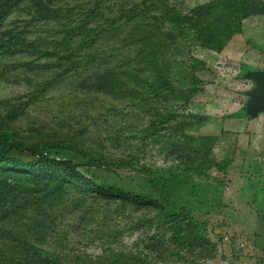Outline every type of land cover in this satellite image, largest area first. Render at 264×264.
<instances>
[{
	"label": "trees",
	"instance_id": "trees-1",
	"mask_svg": "<svg viewBox=\"0 0 264 264\" xmlns=\"http://www.w3.org/2000/svg\"><path fill=\"white\" fill-rule=\"evenodd\" d=\"M92 1L94 8L87 21L55 32L50 43L53 50L41 51L43 39L41 45L35 44L41 56L53 57L56 63L28 62L25 66L29 71L40 74L50 67L60 69L39 85L36 96L44 95L54 83L74 78V90L68 97L84 109L80 138L95 139L102 123L107 124L112 135L109 119L127 110L121 117L128 123L132 118L130 108L153 112V118L143 123L149 136L156 139L161 133L166 134L179 115L178 110L165 103L186 104L206 85L197 76V71L206 66L191 58V49L201 46L221 53L219 41L229 40L232 33L224 29L220 36L213 35L214 24L208 20L206 8L183 14L169 6L168 0H155L148 7L145 3H133L128 9L124 8L126 0H122L117 3L121 14L112 21L103 14L107 21L103 24L100 16L109 0ZM54 7L53 0H0V29L19 10L32 11L34 14H29L25 21L36 25L57 21L62 12ZM20 16H15L16 21ZM92 17L100 23H94ZM109 22L112 25L105 27ZM127 29L133 44L122 43L110 52L104 45L96 46L108 35L117 39L128 35ZM25 34L0 37L3 55L20 54L16 52L19 48L34 49ZM124 51L126 57L120 58ZM61 61L67 65L62 66ZM98 96L109 98L112 104L105 114L94 116L91 105ZM243 116L238 112L229 117ZM181 118L194 124L197 119L191 114ZM110 140L113 141L112 136ZM192 140L185 158L198 155L200 165L179 163L154 169L138 167L128 159H90L98 169L116 176L118 171L132 174V188L111 187L114 193L105 184L83 176L79 171L81 165L72 160L43 154L31 145H0V263L192 264L189 255L182 256L183 251H203L208 245L207 224L199 223L193 216L197 210L203 215L210 213V196L202 179L214 167L222 169L202 154L207 149L212 158L216 137L198 136ZM135 232L142 236L140 242L130 249L124 248L120 244L123 235ZM74 233L90 243H100L105 250L94 257L85 252L74 253L68 249ZM10 255L14 257L9 259Z\"/></svg>",
	"mask_w": 264,
	"mask_h": 264
},
{
	"label": "rangeland",
	"instance_id": "rangeland-1",
	"mask_svg": "<svg viewBox=\"0 0 264 264\" xmlns=\"http://www.w3.org/2000/svg\"><path fill=\"white\" fill-rule=\"evenodd\" d=\"M121 1L109 0L105 3V9L100 16L103 24L107 22L105 19L112 21L121 14L118 7ZM153 2L155 0H126L127 5L124 8H131L133 3L139 5L145 3L148 7ZM167 4L183 14L197 8H206L208 20L214 24L213 35L220 36V32L225 29L232 33V37L219 41L223 48L221 53L201 46L191 49V58L206 66L204 70L197 71V76L206 85L201 93L188 100L186 104L165 103L166 106L170 108L173 106V109L178 110L176 113L179 115L177 122L170 126L166 134L163 132L156 139L149 136L144 130V126L147 128V125L143 123L153 118V112L146 113L142 108H130L128 112L132 118L128 123L121 117L127 110L118 117L109 119L113 125L112 135L107 124L102 123L99 124L98 132H95L92 126L96 134L95 139L93 137L88 139L89 136L80 138L78 133L85 122V116L81 114L84 109H80V106L70 101L68 97L74 90L71 82L74 78L62 84L54 83L44 95L36 96L39 85L50 80L60 69L50 67L40 74L30 72L25 66L28 62L51 65L56 63L53 57L41 56L35 44L41 45L40 40L43 39L41 51L53 50L50 43L55 32L64 26L74 28L78 21H87L88 14L94 8L92 0H53V5L62 12L57 21L42 23L43 26L36 25L25 21L29 19V14H34L32 11L23 13L19 10L14 11L6 26L0 29V37L26 33V38L33 43L34 48L30 51L19 48L16 52L20 54L15 56H4V51H0V145L9 146L16 143L31 145L43 154L72 160L81 165L79 171L83 176L105 184L106 188L110 187L108 190L112 193L115 190L111 187L126 190L132 188V174L128 171H118L119 176H116L98 169L89 161L95 159L93 157L128 159L138 167L154 169L171 167L179 163L200 165L198 155L185 158L186 154H189V142L198 136L223 135V138H226L228 133L222 130L223 123L235 120L229 116L243 110L248 101L247 92L254 87L246 78L248 71L260 66L261 69L264 68V0H168ZM19 13L20 20L16 21L15 16ZM103 14L106 16L105 19ZM91 20L94 23L98 22L93 17ZM111 25L109 22L104 26ZM127 34L119 39L108 35L99 40L96 46L104 45L110 52L114 46H120L122 43L133 44V37L129 35L130 29H127ZM125 52L121 53L120 58L126 57L123 56L126 55ZM61 62L64 67L67 65L66 62ZM111 104L109 98L95 97L91 105L93 115L105 114ZM188 114L197 117L195 124L183 121L181 117ZM128 126L129 129H126ZM228 135L233 136L231 140L234 146L230 150L220 145L215 149L213 159L207 149L202 151L204 157L214 160L222 169L214 167L202 179L210 196V213L203 215L201 210H197L193 216L199 223L207 224L208 245L204 252L199 249H195L196 253L183 251L182 256L189 255L192 264H264V175L256 174L253 170L248 172L253 166L252 162H255L253 156L248 155L249 151L248 154L244 151L246 156L240 153L241 147L246 144L240 145L239 139L247 143L252 135L245 132ZM110 136L113 141L110 140ZM233 147L235 162L231 165ZM225 157L228 158L219 160ZM141 237L136 232L126 233L120 244L130 249L140 242ZM69 239L68 249H72L74 253L85 252L94 257L105 250L100 243L95 241L90 243L87 239L77 237L76 233ZM7 257L12 259L14 256Z\"/></svg>",
	"mask_w": 264,
	"mask_h": 264
},
{
	"label": "crops",
	"instance_id": "crops-1",
	"mask_svg": "<svg viewBox=\"0 0 264 264\" xmlns=\"http://www.w3.org/2000/svg\"><path fill=\"white\" fill-rule=\"evenodd\" d=\"M257 70H264V68L261 69L260 67H256ZM248 94V92H247ZM235 120H227L225 123H223V129L225 133H235V132H245L248 134H251L252 136H250V141H248L247 143H243L241 139H239L240 145H245L241 147V155L246 156L245 154H248L249 151V156H253V159L255 162H252L253 166L251 168L248 169V172H250L251 170H253L256 174H260V175H264V113L261 114L260 116H258L255 119H248L243 117H239V118H234ZM240 119V120H239ZM244 119L245 124H243L244 122L241 120ZM247 119V120H246ZM230 123V124H229ZM229 124V125H228ZM226 136V138H223V135L221 137H216L217 138V144L215 149H217L218 147H220V145L224 146L225 149L228 148V150H230L232 148V146H234L232 144V138L233 136L228 135ZM230 136V137H229ZM222 141V142H221ZM214 149V152L216 151ZM233 151L234 154L232 155V157H230V162L231 165L234 164L235 162V150L233 147ZM246 151V153L244 152ZM237 154V153H236ZM259 156V157H258ZM258 157V158H256ZM228 157L219 159L220 161H223L225 159H227ZM263 160H261V159ZM218 161V160H216ZM258 175V176H260ZM257 216V215H256ZM256 219H258V216L256 217Z\"/></svg>",
	"mask_w": 264,
	"mask_h": 264
},
{
	"label": "water",
	"instance_id": "water-1",
	"mask_svg": "<svg viewBox=\"0 0 264 264\" xmlns=\"http://www.w3.org/2000/svg\"><path fill=\"white\" fill-rule=\"evenodd\" d=\"M246 78L254 87L248 92L247 104L239 113H243L245 118L255 119L264 113V70H249Z\"/></svg>",
	"mask_w": 264,
	"mask_h": 264
},
{
	"label": "built area",
	"instance_id": "built-area-1",
	"mask_svg": "<svg viewBox=\"0 0 264 264\" xmlns=\"http://www.w3.org/2000/svg\"><path fill=\"white\" fill-rule=\"evenodd\" d=\"M233 264H235V263H233Z\"/></svg>",
	"mask_w": 264,
	"mask_h": 264
}]
</instances>
